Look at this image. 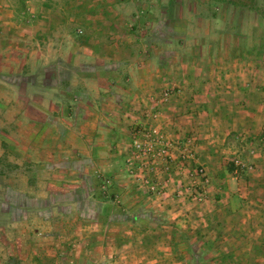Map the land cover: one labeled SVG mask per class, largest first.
Listing matches in <instances>:
<instances>
[{
  "label": "rangeland",
  "instance_id": "rangeland-1",
  "mask_svg": "<svg viewBox=\"0 0 264 264\" xmlns=\"http://www.w3.org/2000/svg\"><path fill=\"white\" fill-rule=\"evenodd\" d=\"M262 48L264 0H0V264H124L123 226L194 205L173 195L192 161L165 133L172 169L157 161L137 181L135 141L154 128L138 99L174 87L179 65L219 77L251 64L264 77Z\"/></svg>",
  "mask_w": 264,
  "mask_h": 264
},
{
  "label": "crops",
  "instance_id": "crops-1",
  "mask_svg": "<svg viewBox=\"0 0 264 264\" xmlns=\"http://www.w3.org/2000/svg\"><path fill=\"white\" fill-rule=\"evenodd\" d=\"M261 68L251 64L235 69L223 67L219 77H216L218 71L211 77L213 73L188 65L173 69L178 92L159 108L157 120L147 119L143 124L151 122L174 141L175 158L179 146L195 149L196 160L188 167L205 168L211 183L209 197L203 206L170 201L172 209L164 210L169 222L161 220L155 226L142 228L123 226L120 232L129 236L119 244L128 250L124 264H264V77L260 76ZM152 74H147L151 87L159 82L154 79L158 72ZM98 84L100 89L108 88ZM138 86L140 90H147L149 85L140 81ZM109 87L111 92L115 90L112 83ZM106 101L105 105L111 108L117 102L112 98ZM137 103L138 116L143 120L153 105L149 104L145 92ZM121 113L124 121V112ZM106 115L114 122L113 113ZM141 120L138 122L142 124ZM237 155H246L254 170L237 173L231 163ZM171 177L177 189L185 183L184 175L178 170Z\"/></svg>",
  "mask_w": 264,
  "mask_h": 264
},
{
  "label": "built area",
  "instance_id": "built-area-1",
  "mask_svg": "<svg viewBox=\"0 0 264 264\" xmlns=\"http://www.w3.org/2000/svg\"><path fill=\"white\" fill-rule=\"evenodd\" d=\"M176 92H178V89L175 85L174 87L166 89L164 92H162L160 98L149 100L153 107L151 108L150 112L145 114L146 117L157 120V117L160 113L159 108L162 105L167 104ZM138 133L141 132L139 131ZM142 135L149 139V141L146 144L145 142L141 144L138 141H135L136 148L140 153L139 158L143 160L140 162V164L136 165L135 168H139L141 170L137 181L140 184H148L149 181L147 179V174L145 173L147 170L152 169L153 165H158V161L159 164H165L164 172L169 173V171L172 169V162L171 158L169 157V143L166 140L164 134L158 130L157 127L152 129L143 128ZM179 150L182 164L186 165V163L189 161L196 159V152L192 146L185 145L184 147H179ZM251 154H254V152L251 151ZM167 159L170 161L168 162ZM231 162L237 173L251 172L255 168L254 164L247 162L240 155L232 158ZM128 163L130 164V161H128ZM186 180L187 181L184 188L175 191L173 195L178 199L203 206L208 200L206 189L211 184L207 175V171L203 167L188 168ZM170 182V178H166L161 188L158 185H155L156 187L152 186L151 188L152 190H156L159 194H161L163 189H166L170 186Z\"/></svg>",
  "mask_w": 264,
  "mask_h": 264
},
{
  "label": "trees",
  "instance_id": "trees-1",
  "mask_svg": "<svg viewBox=\"0 0 264 264\" xmlns=\"http://www.w3.org/2000/svg\"><path fill=\"white\" fill-rule=\"evenodd\" d=\"M21 3H22V5H23V7H25V3H24V1H21ZM261 52H264V48H262V51ZM204 71L206 72V69H204Z\"/></svg>",
  "mask_w": 264,
  "mask_h": 264
}]
</instances>
